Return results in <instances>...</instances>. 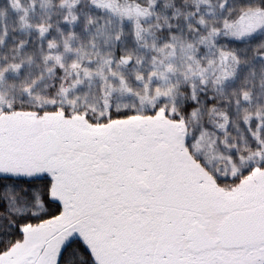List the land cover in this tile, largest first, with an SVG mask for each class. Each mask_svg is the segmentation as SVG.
Instances as JSON below:
<instances>
[{"label": "snow or ice", "instance_id": "obj_1", "mask_svg": "<svg viewBox=\"0 0 264 264\" xmlns=\"http://www.w3.org/2000/svg\"><path fill=\"white\" fill-rule=\"evenodd\" d=\"M0 264H264V0H0Z\"/></svg>", "mask_w": 264, "mask_h": 264}]
</instances>
